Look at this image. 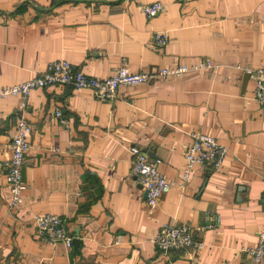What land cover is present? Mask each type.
<instances>
[{"label": "crops", "instance_id": "0c3cea01", "mask_svg": "<svg viewBox=\"0 0 264 264\" xmlns=\"http://www.w3.org/2000/svg\"><path fill=\"white\" fill-rule=\"evenodd\" d=\"M153 2L164 8L148 19L143 7ZM157 32L168 34L163 48ZM59 60L96 78L124 61L133 72L202 60L214 67L156 76L109 100L69 85L32 90L16 209L5 162L19 98L0 99V264L248 263L243 249L264 230V106L250 73L264 67V0H0V89ZM197 131L228 152L221 169L195 166L184 185ZM132 145L175 180L155 207L132 174ZM46 213L65 219L77 247L39 238L33 218ZM210 214L221 222L208 227ZM170 222L191 225L204 246L162 253L154 234Z\"/></svg>", "mask_w": 264, "mask_h": 264}, {"label": "built area", "instance_id": "2783aa9c", "mask_svg": "<svg viewBox=\"0 0 264 264\" xmlns=\"http://www.w3.org/2000/svg\"><path fill=\"white\" fill-rule=\"evenodd\" d=\"M163 8L161 2H153L145 4L143 10L146 17L151 19L162 12ZM168 40L167 33L157 32L154 34L153 43L158 48H163ZM124 62L114 69L112 75L106 78H96L76 68L69 61L59 60L50 63L45 71L33 79L0 89V99L8 96L19 98L20 111L16 124V134L7 144L11 151V158L5 162L7 182L12 192L11 209H16L24 203L22 195L24 189L23 165L26 155L31 149L27 135L32 131V127L25 117V111L32 90L56 84L69 85L78 91L90 89L97 98L109 100L116 98L123 87L146 83L156 76L163 79L170 76L181 77L189 71H202L214 67L210 60H202L194 64L181 63L176 66L159 67L156 73L133 72ZM250 73L255 81L254 99L261 106H264V67L250 70ZM64 121L68 123L67 120ZM191 135L193 140L185 154L184 185L190 181L195 166H203L210 170L221 169L228 152V147L219 143L213 135L199 131L192 132ZM2 147L3 145L0 143V151ZM53 151L58 152L59 150L53 149ZM129 152L132 174L146 190L148 206L155 207L160 198L173 187L175 180L159 172L147 152L138 146H130ZM207 219L208 227L218 225L221 222V217L218 214H210ZM33 223L39 238L43 242L52 245L64 243L68 249H72L74 237L69 233L63 217L51 213L36 214ZM153 241L155 247L164 254L173 251L199 250L204 246L202 241L194 237L193 227L184 222L164 224L154 234ZM243 252L250 257V261L245 264H264V230L259 234L258 242L254 246L244 248Z\"/></svg>", "mask_w": 264, "mask_h": 264}, {"label": "water", "instance_id": "95a60500", "mask_svg": "<svg viewBox=\"0 0 264 264\" xmlns=\"http://www.w3.org/2000/svg\"><path fill=\"white\" fill-rule=\"evenodd\" d=\"M73 243H74V246L77 247L79 245V243H80V239L74 238L73 239Z\"/></svg>", "mask_w": 264, "mask_h": 264}]
</instances>
